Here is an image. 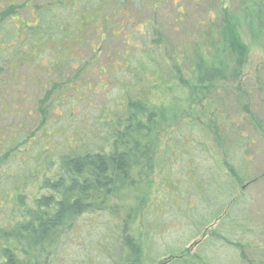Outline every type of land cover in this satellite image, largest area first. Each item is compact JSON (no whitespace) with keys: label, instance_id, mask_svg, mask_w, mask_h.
Returning a JSON list of instances; mask_svg holds the SVG:
<instances>
[{"label":"rangeland","instance_id":"rangeland-1","mask_svg":"<svg viewBox=\"0 0 264 264\" xmlns=\"http://www.w3.org/2000/svg\"><path fill=\"white\" fill-rule=\"evenodd\" d=\"M9 1L0 0V13H13L5 17L6 21L13 26L31 23L28 10L37 5L35 1ZM133 2L136 9L125 7L118 11L120 18L116 20L112 19L113 13H107L108 28L123 36L109 39L106 47L94 42L93 53L86 45L74 47L78 64L72 67L77 69L83 64L80 74L61 80L55 73L45 74L47 61L32 63L33 58H40L36 52L27 67L15 71L19 76L15 80H23L20 85L8 81L6 72L0 75V142L10 137L11 131L17 135L20 131L32 133L43 120L44 107L54 109V115L45 118L49 139L62 147L66 139L77 142L80 136L88 145L97 135L99 117L111 115L120 106L121 96L170 106L177 119L155 134L148 182L151 190L142 184L139 193L121 198L130 212L134 236L143 241L145 264H168L171 256L192 258L196 253L204 257L203 264H264V14L257 26L256 22L248 25L249 20L244 19L247 12L241 13L242 7L246 11L253 8L252 18L258 17L253 4L258 3L264 10V0ZM111 5L116 9L115 4ZM176 8L181 14L175 13ZM218 9L221 12L215 19ZM229 18L239 22L234 24L235 33L246 49L239 77L232 84H219L195 103L188 102L190 96L183 84L192 80L188 72L191 66L179 53L205 37L210 23L222 22L225 26ZM149 25L154 27L152 36ZM101 26L99 22L89 35L94 40ZM7 27L4 23L0 31ZM74 27L80 28L79 24ZM22 31L15 30L18 34ZM130 33H136L132 41L136 47H123L121 42L125 37L129 39ZM22 36L21 40L27 37ZM158 37L167 44L165 47L156 45ZM3 47L1 43L0 49ZM37 47L38 42L33 41L31 48ZM126 63L128 68L124 69ZM176 63L182 70L181 83L173 69ZM15 67L13 64L11 70ZM101 69L105 72L99 74L104 86L97 87ZM64 147L59 152L66 151ZM1 166V173H8L18 163H2L0 159ZM146 170L144 167V173ZM15 175L8 176L11 179ZM3 177L0 175L1 192ZM144 187L148 189L145 196ZM34 194L30 184L26 195ZM216 212L220 215L213 218ZM3 217L0 214V221ZM87 222L88 228L77 232L76 253L79 261L86 257L97 261V245L104 241L102 237L111 226L106 216L95 215ZM213 231L222 235L230 232V242L216 236L209 239ZM67 258L64 253L55 264H69L72 259ZM104 263H109V254L104 256Z\"/></svg>","mask_w":264,"mask_h":264},{"label":"trees","instance_id":"trees-1","mask_svg":"<svg viewBox=\"0 0 264 264\" xmlns=\"http://www.w3.org/2000/svg\"><path fill=\"white\" fill-rule=\"evenodd\" d=\"M34 1L33 4L37 5H31L32 8L28 10L31 23L22 22L19 26H13L5 19L13 14L12 11L0 13V26L4 23L8 26L0 31V44L6 47L0 49V75L6 72L9 76L7 80L17 85L23 80H15L19 77L15 71L27 67L32 53L36 52H39L37 57L40 58H33L32 63L47 61L45 74L55 73L59 80L70 79L73 73L80 74L83 64L77 69L72 67L73 63L78 64L74 47L86 45L93 53V47L96 46L94 42H102L103 46L98 47L108 46L109 39L121 34L117 35L114 29L108 28L110 15L107 13H113L112 19L116 20L120 18L118 11H123L125 7L136 9L133 0ZM112 3L117 6L116 9ZM253 5L258 17L252 18L253 8L246 11L242 7L241 13L247 12L244 19L249 20L248 25L256 22L260 26V16L264 10L258 3ZM24 7L26 9V5ZM140 8L138 6L137 10ZM13 10L16 11V7ZM220 12L221 9H218L215 19H218ZM175 13L181 14L177 8ZM228 20L224 21L225 26H221L224 24L222 22L219 25L216 22L210 23V31L205 37L187 48V51L179 53L180 58L187 59L191 66L188 72L192 80L183 84H186L190 96L188 102L195 103L199 98L209 95L219 84H232L239 77L246 62V49L235 33L234 24L239 25V22L235 18ZM99 22L102 29L94 40L89 35L98 28ZM77 24L80 28L74 27ZM19 28L23 29V33L15 32ZM153 29L149 25L151 36ZM22 35L27 36L26 39L21 40ZM135 35L130 33L129 39L125 37L126 41L123 38L121 45L136 47L132 44ZM160 39L158 37L155 40L156 45L165 47L167 44H163ZM33 41H37L40 47L32 49ZM13 64L16 67L11 70ZM122 65L118 67L123 68ZM126 65L124 69L128 68V63ZM173 69L181 83L184 79L180 66ZM100 73L105 72L102 69L99 71L97 87L104 83ZM121 97L120 106L117 105L111 115L99 117L101 122L97 135L89 140L88 145L83 136L78 137L77 142L66 139L62 143L66 145V151L59 152L65 145L57 147L53 144L45 121L46 116L54 115V109L45 107L41 111L43 120L32 133L27 135L20 131L17 135L11 131L10 137L0 142L2 163L10 160L18 163V166L9 168L8 173H1L3 166L0 169V175H5L1 179L3 184L0 191V214H4L0 221V264H55L64 253L67 259H72L69 264H105L104 256L107 258L108 254L107 264H145L143 241L140 242L134 236L130 212L121 203V198L131 192L139 193L142 184L151 190L148 182L155 134L177 118L170 106L154 105L139 97ZM192 123L196 124L195 121ZM85 146L88 148L85 149ZM144 167L147 169L145 173ZM14 173L17 175L10 179L8 175ZM30 184L35 191L31 197L26 195ZM142 190L143 195H147L148 189L144 187ZM215 214L213 218L220 215L219 212ZM95 215L106 216L111 230L106 231L102 237L104 241L97 245V261L89 257L79 261L75 249L78 245L77 232L88 228L87 219ZM227 233L229 235L226 236ZM215 236L230 242L227 237L230 238L231 233L225 232L222 235L213 231L209 239ZM203 261L204 257L196 253L192 258L171 256L168 264H203Z\"/></svg>","mask_w":264,"mask_h":264}]
</instances>
